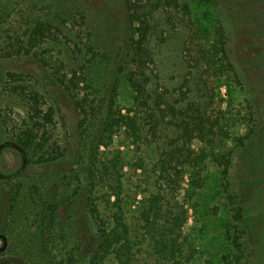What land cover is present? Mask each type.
<instances>
[{
    "label": "rangeland",
    "instance_id": "1",
    "mask_svg": "<svg viewBox=\"0 0 264 264\" xmlns=\"http://www.w3.org/2000/svg\"><path fill=\"white\" fill-rule=\"evenodd\" d=\"M169 4L159 14L158 33L166 40L157 56V85L190 89L192 99H199L212 118L221 119L225 133L215 148L221 154L232 152V188L245 187L244 155L264 143V0ZM129 17L126 0H0V146L8 142L20 148L0 150V233L10 242L0 264H57L53 256L59 261L70 251L74 261L83 263L97 248L86 196L99 131L96 123L81 124L75 97L96 103L117 90L120 109L132 108L134 92L127 81L133 33ZM225 20L233 69L221 53L213 57L220 46L219 23ZM36 22L48 26V37L29 48ZM196 30L205 34L193 33ZM177 48L184 51L181 56ZM75 72L79 79H73ZM10 75L20 81H11ZM11 84L22 85L24 96L13 92ZM29 94H38L43 115L51 111L53 121L46 130L45 149L35 153L32 147L25 156L18 138L29 125L36 127ZM148 142L147 138V146L138 151L121 130L98 154L99 160L117 156L121 161L127 222L138 245L139 264H153L150 242L141 235L138 221L140 202L150 190L147 170L157 159ZM194 147L201 149V142L195 140ZM259 170L262 180L248 184L253 190L264 189V166ZM221 171L207 162L201 175L192 170L184 174L179 201L190 211L183 229L193 258L190 264H264V196L248 210V257L243 258L232 243L233 212ZM95 197L103 211L113 200L100 186ZM48 204L58 206L53 224L46 220ZM51 238L56 239L52 251ZM104 264L116 263L110 258Z\"/></svg>",
    "mask_w": 264,
    "mask_h": 264
},
{
    "label": "trees",
    "instance_id": "2",
    "mask_svg": "<svg viewBox=\"0 0 264 264\" xmlns=\"http://www.w3.org/2000/svg\"><path fill=\"white\" fill-rule=\"evenodd\" d=\"M165 3L170 5L169 0H126L133 28L127 76L128 84L134 92L132 108L128 111L120 109L117 90L110 98L97 100L99 103L89 100L88 97H75L81 124L96 123L94 125L99 131L93 144L95 160L88 171L89 189L86 196V208L96 226L98 246L83 263L74 261L73 252L70 251L64 256L61 254L59 261L58 255H54L53 259L57 264H104L110 258L116 264L140 263L138 245L127 222L121 161L117 156L112 159H98L100 149L111 146L121 130L125 131L130 143L138 151L147 146L148 138V144L153 145L157 152L156 161L147 170L150 190L142 198L138 209L140 233L150 242L153 264H190L193 260L187 250L183 231L190 220V211L180 203L179 192L185 172L192 170L201 175L207 162L215 163L222 169L225 194L233 212L232 243L241 257H248V210L257 205L264 196V189L253 190L248 184L262 180L263 172L259 169L264 166V143L257 144L259 148L256 150L255 144L244 155L245 160L247 159L243 174L246 186H237L234 190L230 180L232 152L221 154L215 148L218 137L225 133L221 119L212 118L199 99H192L190 89H162L157 85L160 79L157 56L161 54L162 44L166 40L162 38L165 34L158 33L157 28L161 23L159 14L166 11ZM225 22L229 20L219 23L217 44L220 46L213 57L217 59L221 53L220 57L232 68ZM46 27L48 26L43 22L35 23L27 41L29 48L37 47L45 41L48 37ZM193 33L205 34L200 30ZM174 51L180 56L184 52L180 48ZM73 79H79L78 72L74 73ZM11 89L21 97L24 96V87ZM29 96L32 101L30 117L36 127L29 125L26 132L18 138V144L25 156L31 152L32 147L35 153L45 149L48 142L46 130L53 121L51 111L43 115L38 94ZM147 135L150 137H146ZM247 139L246 136L240 141L243 143ZM195 140L201 142V149L194 147ZM99 186L108 189L113 198L106 203L105 211L95 197ZM46 208L49 213L46 220L49 219L51 224L55 223L57 204H48ZM55 241V238L48 241L50 250L54 248Z\"/></svg>",
    "mask_w": 264,
    "mask_h": 264
},
{
    "label": "flooded vegetation",
    "instance_id": "3",
    "mask_svg": "<svg viewBox=\"0 0 264 264\" xmlns=\"http://www.w3.org/2000/svg\"><path fill=\"white\" fill-rule=\"evenodd\" d=\"M10 80L11 81L15 80V82L20 81V79L17 76H15V75H10ZM19 86H20L19 84H11V88L12 87H19ZM9 149L10 150H16V151L19 152L20 148L19 149H15L14 146L13 145L12 146L9 145L8 142H6V144H4L2 147L0 146V150H2V151L9 150ZM0 169H1V165H0ZM10 178H12V177L9 176L8 179H10ZM4 245H6V249L3 252H0V261L2 260V257L8 252V249H9V246H10V242H9L8 237L5 234L0 233V249H2L4 247Z\"/></svg>",
    "mask_w": 264,
    "mask_h": 264
},
{
    "label": "water",
    "instance_id": "4",
    "mask_svg": "<svg viewBox=\"0 0 264 264\" xmlns=\"http://www.w3.org/2000/svg\"><path fill=\"white\" fill-rule=\"evenodd\" d=\"M6 249V245L2 249H0V252H3Z\"/></svg>",
    "mask_w": 264,
    "mask_h": 264
}]
</instances>
